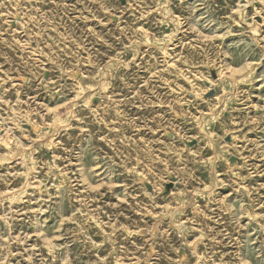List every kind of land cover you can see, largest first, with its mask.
Instances as JSON below:
<instances>
[{"label": "rangeland", "instance_id": "1", "mask_svg": "<svg viewBox=\"0 0 264 264\" xmlns=\"http://www.w3.org/2000/svg\"><path fill=\"white\" fill-rule=\"evenodd\" d=\"M0 264H264V0H0Z\"/></svg>", "mask_w": 264, "mask_h": 264}]
</instances>
